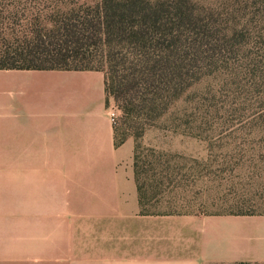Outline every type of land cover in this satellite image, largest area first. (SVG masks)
Wrapping results in <instances>:
<instances>
[{
    "label": "trees",
    "instance_id": "16d2710c",
    "mask_svg": "<svg viewBox=\"0 0 264 264\" xmlns=\"http://www.w3.org/2000/svg\"><path fill=\"white\" fill-rule=\"evenodd\" d=\"M0 69L104 73L106 103L112 98L120 113L115 146L134 137L142 214L166 194L174 196L167 214H193L197 207L179 194L190 170L182 162L186 157L145 147L141 138L205 78L220 81L192 101L208 100L215 113L222 98L232 101L241 128L223 136L218 123L204 127L188 118V132L205 139L211 154L236 153L239 159H225L227 165L263 169L264 0H0ZM237 139L245 143L236 149L223 143ZM249 139L258 143L249 145ZM190 160L195 170L208 169L218 156ZM257 182L215 198L211 215L264 214V181Z\"/></svg>",
    "mask_w": 264,
    "mask_h": 264
},
{
    "label": "crops",
    "instance_id": "0c3cea01",
    "mask_svg": "<svg viewBox=\"0 0 264 264\" xmlns=\"http://www.w3.org/2000/svg\"><path fill=\"white\" fill-rule=\"evenodd\" d=\"M109 110L101 71L0 69V264H264V214H142Z\"/></svg>",
    "mask_w": 264,
    "mask_h": 264
},
{
    "label": "rangeland",
    "instance_id": "374dc122",
    "mask_svg": "<svg viewBox=\"0 0 264 264\" xmlns=\"http://www.w3.org/2000/svg\"><path fill=\"white\" fill-rule=\"evenodd\" d=\"M197 1L211 3L215 0ZM219 81L214 78H205L194 85L189 94L172 107L168 115L155 125L147 127L141 138V142L145 147L163 152L177 153L186 157L182 162L190 170L186 173L185 178L183 177L179 194L185 200L196 203L197 207L193 209V214L198 215L214 214L217 208L212 207L211 204L215 198L218 199L233 191L241 192L244 189H253L257 186V181H264V163H259L258 168H263L260 171L255 168L254 164L250 163L246 167L236 166L234 162H232V165H227V160L237 161L239 159L236 153H234L235 157H232L233 155L228 156L223 150H218L211 154L208 142L205 139L188 132V129H190L189 124L186 122L188 118L192 119L190 122L192 125L195 124V119H197V125L202 124L204 127L212 123H218L219 129H222L219 133L223 136L226 133L224 132L226 129L241 128L239 114H236L235 111L237 105L233 104L232 101H225L222 98V101L219 102V107L222 108L220 113L214 112L211 102L208 100H205V102L204 100H201V102H198V100L196 102L192 101L194 95L198 98L201 93L202 95H207L209 87L218 85ZM111 108L117 109L112 98L108 104V109ZM128 140H131L134 146V137L130 136ZM132 143L126 144L120 152L122 159L128 157L124 162L120 163L126 170L133 169ZM223 143H229L230 147L236 149L244 145L245 142L237 139ZM255 143L258 142L251 139L247 142L249 145H254ZM215 156H218V161L213 163V166L208 169L203 168L205 166L202 165L203 167L198 166L199 170H195L196 166L190 160L198 159L210 162ZM247 159L250 160V158ZM221 161H224L226 166H221ZM120 164L116 165L117 168ZM173 199V194H166L162 201L158 203L152 202V204L147 206L148 213L160 215L170 213L172 208L169 205ZM76 236L91 238L95 236V232H93L91 224H89V228L84 227L77 230ZM105 236H107L106 231Z\"/></svg>",
    "mask_w": 264,
    "mask_h": 264
},
{
    "label": "built area",
    "instance_id": "2783aa9c",
    "mask_svg": "<svg viewBox=\"0 0 264 264\" xmlns=\"http://www.w3.org/2000/svg\"><path fill=\"white\" fill-rule=\"evenodd\" d=\"M109 114H110V116H111V118H112V120H113V123H115L116 120H117L118 117H119V111H118V109H113V108H111V109L109 110Z\"/></svg>",
    "mask_w": 264,
    "mask_h": 264
}]
</instances>
